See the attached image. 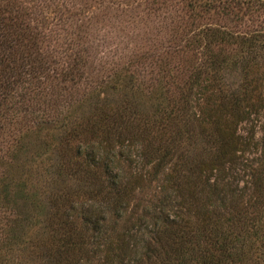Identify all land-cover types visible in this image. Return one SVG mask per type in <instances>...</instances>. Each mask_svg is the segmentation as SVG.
<instances>
[{"label": "trees", "instance_id": "1", "mask_svg": "<svg viewBox=\"0 0 264 264\" xmlns=\"http://www.w3.org/2000/svg\"><path fill=\"white\" fill-rule=\"evenodd\" d=\"M187 3L196 8L191 10L192 20L214 9L219 10L215 14L235 19L264 9V0ZM25 14L12 0H0V128L2 120L13 119L5 115L13 111L15 98L30 96L25 86L46 70L36 51V27ZM183 39V47L194 52L195 64L182 75L171 74L167 63L158 66L146 100L141 94L146 91L122 69L96 84L72 111L46 124L38 122L32 129L33 140H39L44 128L51 132L46 141L56 158L48 183L54 192L47 198L41 231L27 241L9 222L12 248L21 245L32 264H244L237 247L264 238L260 172L254 169L250 174L249 185L256 196L252 204L239 199L245 191L237 200L221 198L215 206L210 196L219 186L228 185L227 170H233L234 180L235 170L250 169L244 153L255 148L253 130L243 135L239 127L251 124V116L264 118V99L257 78L250 75L264 52V28L243 33L202 25L184 33ZM73 59L67 64L71 78L81 63L80 58ZM234 71L240 76L236 85L228 78ZM197 107L202 110L195 113ZM261 133L264 173V121ZM28 143L32 145L18 143L21 154ZM125 158L140 161V168H149L152 177L165 171L162 200L134 222L122 217L136 188L122 179L115 165ZM33 166L32 160L20 164L27 174L24 180L7 176L12 165L0 176L2 211L10 214L20 203L28 209L36 204ZM74 210L82 214L74 215ZM7 246L8 242H0V253Z\"/></svg>", "mask_w": 264, "mask_h": 264}, {"label": "rangeland", "instance_id": "2", "mask_svg": "<svg viewBox=\"0 0 264 264\" xmlns=\"http://www.w3.org/2000/svg\"><path fill=\"white\" fill-rule=\"evenodd\" d=\"M12 2L26 13L25 17L29 24L36 27V51L40 52L46 68L43 77L37 78L29 86L25 84V87L30 88L27 92L30 90L31 95L23 99L15 98L13 111L5 115L13 119L6 118L5 123L2 120L0 128V176L6 170H10L8 167L12 165L7 176H20L24 180L27 174L24 169L20 170V164L30 160L34 162L32 185L36 204H33V208L28 209L20 203L18 210L14 209L15 212L9 214L2 211L0 204V233L4 226L9 227L11 222L18 233L26 236L27 241L34 237L31 235L41 231L46 221L47 198L54 192L53 187L48 186L52 165L56 160L51 142L50 144L47 142L51 132L44 128L39 134V140H33L30 135L38 122L46 124L66 115L70 109L72 111L76 108L78 101L86 98L92 89L98 86L96 84L110 79L113 74L123 71L122 69H126V74L133 76L146 91V94L141 93L142 99L146 100L148 88H151L158 66L167 63L173 69L171 74L182 75L181 72L190 67V64H195L192 63L194 52L188 46L186 49L183 47L185 41L183 35L190 34L199 26L227 27L243 33L259 27L264 28V9H255L249 16L239 15L237 19L233 16L215 14L219 10L214 9L209 14L202 15V18L192 20L191 10L196 8L191 5L189 7L187 0H12ZM77 57L81 63L76 64L78 67L72 79L68 76L71 65L67 64ZM256 63V69H252L250 75L257 78L256 86L264 99V52L257 57ZM228 78L229 82L235 85L240 81L239 73L236 71L230 72ZM193 109L195 113L196 110H202L201 107ZM251 121V124L239 127V133L243 135L244 131L250 130L251 127L253 130L255 148L244 153V159L246 162L249 161L247 164L250 169L245 173H238L235 170L237 176H234L236 177L234 180L233 170H227L228 185L219 186L217 191L210 193L213 206L218 205L217 201L221 198L225 201L237 200V195L242 191L246 192V196L239 199H243L244 203L252 204L256 197L251 191L249 181L252 179L250 174L255 172L254 169L260 172L264 179L261 168L263 148L261 125L264 118L259 114L258 117L251 116ZM27 141L32 145L28 143L27 151L21 154L22 148H17L19 144ZM43 141L48 145L42 144ZM33 144L36 148H33ZM115 165L122 179L136 187L133 199L122 216L123 219L134 222L135 218H139L146 211L149 215L152 208L162 200L164 194L162 179L165 171L152 177L150 174L152 171L146 167L145 170L140 168L141 163L135 158L132 162L126 158L118 160ZM83 203L89 202L84 199ZM173 212V208L168 210L170 215ZM77 213L82 214L79 210L73 211L74 215ZM147 221L148 224L152 222L148 217ZM33 222L35 225L31 226ZM11 231L12 228L9 227L0 235V242H8L7 248L1 250L0 264H32L28 253L25 254L21 250V245L12 248L15 241L10 238ZM257 235L260 237L258 233ZM254 246L259 250L253 249ZM237 249L239 253L241 252L244 264H264V238H257L255 243L251 241V245L244 243Z\"/></svg>", "mask_w": 264, "mask_h": 264}]
</instances>
